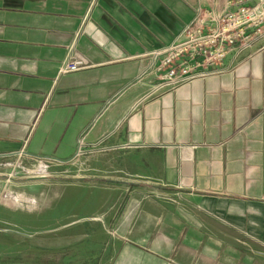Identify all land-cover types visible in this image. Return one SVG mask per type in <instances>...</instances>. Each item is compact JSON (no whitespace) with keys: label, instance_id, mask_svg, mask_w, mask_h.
Segmentation results:
<instances>
[{"label":"crops","instance_id":"1","mask_svg":"<svg viewBox=\"0 0 264 264\" xmlns=\"http://www.w3.org/2000/svg\"><path fill=\"white\" fill-rule=\"evenodd\" d=\"M225 1L0 0V156L67 162L84 136L176 197L128 203L105 264H264V33L175 90L142 75L197 8ZM72 46L89 66L60 75Z\"/></svg>","mask_w":264,"mask_h":264},{"label":"rangeland","instance_id":"2","mask_svg":"<svg viewBox=\"0 0 264 264\" xmlns=\"http://www.w3.org/2000/svg\"><path fill=\"white\" fill-rule=\"evenodd\" d=\"M108 146L85 148L67 162L22 152L0 156V264H105L114 221L120 220L128 203L146 201L148 196L163 204L176 203L169 186L154 188L150 183L156 180L136 175L123 162V152ZM43 175L44 180H28ZM75 176L86 179H70ZM147 190L151 195L145 194ZM181 215L184 219L186 211ZM147 247L138 248L148 252ZM166 256V264H177L173 256ZM183 258L185 254H180ZM233 261L227 258L228 263Z\"/></svg>","mask_w":264,"mask_h":264},{"label":"built area","instance_id":"3","mask_svg":"<svg viewBox=\"0 0 264 264\" xmlns=\"http://www.w3.org/2000/svg\"><path fill=\"white\" fill-rule=\"evenodd\" d=\"M210 5L197 8L194 18L176 40L147 54L150 62L142 75L153 73L162 80L160 86L175 90L194 80L222 73L231 54L237 56L251 49L254 41L263 35L264 0H226L223 7L217 2ZM88 66L85 57L72 46L59 74ZM84 139V136L80 138L77 155L86 151Z\"/></svg>","mask_w":264,"mask_h":264},{"label":"water","instance_id":"4","mask_svg":"<svg viewBox=\"0 0 264 264\" xmlns=\"http://www.w3.org/2000/svg\"><path fill=\"white\" fill-rule=\"evenodd\" d=\"M45 178H46V176H44V175L43 176H34V177H29L28 180H44ZM70 179L81 181V180H85L86 178L75 176V177H71ZM92 179L94 180V178H92ZM98 180L106 181V182H110V183H122V184H130V185L135 184V182L124 181V180H115V179H98ZM154 186L161 188V189L164 188L163 186H159V185H154Z\"/></svg>","mask_w":264,"mask_h":264}]
</instances>
